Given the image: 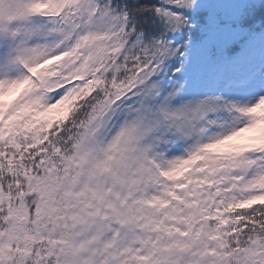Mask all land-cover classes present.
<instances>
[{
	"label": "snow or ice",
	"instance_id": "snow-or-ice-1",
	"mask_svg": "<svg viewBox=\"0 0 264 264\" xmlns=\"http://www.w3.org/2000/svg\"><path fill=\"white\" fill-rule=\"evenodd\" d=\"M0 264H264V0H0Z\"/></svg>",
	"mask_w": 264,
	"mask_h": 264
}]
</instances>
